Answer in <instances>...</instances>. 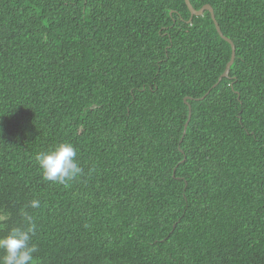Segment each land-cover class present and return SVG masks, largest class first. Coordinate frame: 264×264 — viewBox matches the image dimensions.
<instances>
[{"label": "trees", "instance_id": "obj_1", "mask_svg": "<svg viewBox=\"0 0 264 264\" xmlns=\"http://www.w3.org/2000/svg\"><path fill=\"white\" fill-rule=\"evenodd\" d=\"M190 1L220 82L185 0H0V235L31 216L38 264H264V0Z\"/></svg>", "mask_w": 264, "mask_h": 264}, {"label": "clouds", "instance_id": "obj_2", "mask_svg": "<svg viewBox=\"0 0 264 264\" xmlns=\"http://www.w3.org/2000/svg\"><path fill=\"white\" fill-rule=\"evenodd\" d=\"M78 152L70 142H59L48 150L35 156L37 165L47 181L66 184L81 173ZM30 207L39 208L40 201L33 199ZM28 227H13L6 234L0 235V264H38V249L32 243L36 225L31 216H26Z\"/></svg>", "mask_w": 264, "mask_h": 264}, {"label": "water", "instance_id": "obj_3", "mask_svg": "<svg viewBox=\"0 0 264 264\" xmlns=\"http://www.w3.org/2000/svg\"><path fill=\"white\" fill-rule=\"evenodd\" d=\"M185 1H186V4H187L190 12H191V19H192V17L194 15H202L206 10L210 11L219 34L221 35L222 38H224L226 41H228L232 45V56H231L230 61L227 63V66H226V69H225L224 73L219 77V81L218 82H220L223 79V77L229 76V72H230L231 66L233 65V63L235 61V58H236V46L233 43L232 39H230L229 37L225 36L224 33L222 32L220 24L216 20V15L214 13V9H213V7L210 4H205L202 8L196 9L192 5L190 0H185ZM218 82L215 85H217ZM191 117H192V112H191V106H190L189 119H188L187 124L185 126L184 133L186 132V129H187V126H188V123H189Z\"/></svg>", "mask_w": 264, "mask_h": 264}]
</instances>
